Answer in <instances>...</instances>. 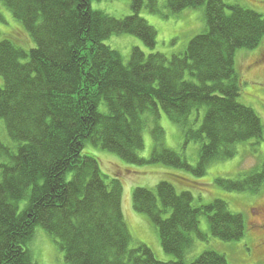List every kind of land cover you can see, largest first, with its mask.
Returning <instances> with one entry per match:
<instances>
[{
	"label": "trees",
	"instance_id": "obj_1",
	"mask_svg": "<svg viewBox=\"0 0 264 264\" xmlns=\"http://www.w3.org/2000/svg\"><path fill=\"white\" fill-rule=\"evenodd\" d=\"M1 1L36 47L0 41V123L12 144L0 140V264H35L30 244L37 227L57 240L67 264H229L212 249L193 260L188 254L195 238L207 237L202 215L215 237L232 242L245 236L242 213L221 198L195 206L191 191L179 193L167 180L135 188V211L175 257L161 259L146 243L132 246L122 181L107 180L99 159L83 149L90 143L132 164L161 163L202 177L211 163L233 158L239 144L259 145L264 125L239 100L235 55L264 39V14L226 0H131L132 14L122 18L93 9L92 0ZM202 6L206 30L171 57L133 47L125 61L105 43L130 34L154 49L157 30L141 17L144 8L167 18ZM162 112L181 127L185 144L201 145L195 166L165 145ZM145 129L154 140L149 159L140 155ZM216 182L228 191L258 193L264 161Z\"/></svg>",
	"mask_w": 264,
	"mask_h": 264
},
{
	"label": "rangeland",
	"instance_id": "obj_2",
	"mask_svg": "<svg viewBox=\"0 0 264 264\" xmlns=\"http://www.w3.org/2000/svg\"><path fill=\"white\" fill-rule=\"evenodd\" d=\"M164 1L159 0L161 4H164ZM226 1L239 3L264 14V0ZM92 7L119 18L132 14L131 0H92ZM140 15L157 30V44L154 49L147 48L141 39L130 34L112 35L105 41L107 45L116 49L125 61L130 59L133 47H140L147 54L161 52L171 57L173 54L183 52L194 36L206 30L205 6L186 9L167 18L153 14L146 8ZM4 39L15 42L27 51L36 47V43L24 25L0 0V41ZM235 62L243 82L239 100L252 107L259 114L264 125V39L254 49L237 50ZM3 83L0 75V86H3ZM201 112L202 118L204 109H201ZM159 123L165 130V145L180 152L191 165L195 166L199 159L201 145L197 142L185 144L181 127L170 120L164 112ZM3 127L5 128L4 122L0 123V140L12 146L7 133L2 130ZM144 140L145 148L140 155L149 159L154 147L150 129H145ZM83 154L94 155L99 159L101 171L107 180L119 178L122 181L123 212L133 236V247L138 243H146L159 258L165 260L175 258L163 250L159 234L150 220L133 208L132 195L135 188L153 189L160 181L167 180L175 185L179 193L185 190L191 191L195 206L207 205L214 199L221 198L228 203L233 212L242 213L246 220L245 236L238 241L226 242L211 233L207 217L202 215L200 230L207 237L205 240L195 238V247L188 254L189 260L212 249L225 255L229 264H264V186L258 193L235 192L224 189L216 182V178L235 179L260 166L264 161V140L259 145L253 142L239 144L238 152L233 158L211 163L207 173L202 177L161 163L132 164L90 143L83 149ZM24 206V202L20 203V209ZM30 249L35 264H67L65 254L57 240L41 227L36 228Z\"/></svg>",
	"mask_w": 264,
	"mask_h": 264
},
{
	"label": "bare ground",
	"instance_id": "obj_3",
	"mask_svg": "<svg viewBox=\"0 0 264 264\" xmlns=\"http://www.w3.org/2000/svg\"><path fill=\"white\" fill-rule=\"evenodd\" d=\"M91 7H92V1H91ZM93 8V7H92ZM32 37V36H31ZM33 39V38H32ZM99 163H100V161H99ZM133 197V196H132ZM122 202H123V197H122ZM134 208V207H133ZM135 210V209H134Z\"/></svg>",
	"mask_w": 264,
	"mask_h": 264
},
{
	"label": "flooded vegetation",
	"instance_id": "obj_4",
	"mask_svg": "<svg viewBox=\"0 0 264 264\" xmlns=\"http://www.w3.org/2000/svg\"><path fill=\"white\" fill-rule=\"evenodd\" d=\"M264 212V211H263ZM260 251H262V249L260 250ZM264 252V251H263Z\"/></svg>",
	"mask_w": 264,
	"mask_h": 264
}]
</instances>
